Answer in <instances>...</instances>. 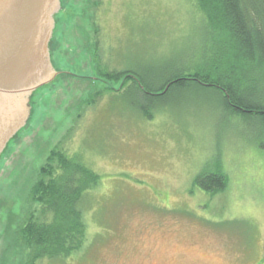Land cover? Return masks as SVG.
Instances as JSON below:
<instances>
[{"label": "rangeland", "instance_id": "rangeland-1", "mask_svg": "<svg viewBox=\"0 0 264 264\" xmlns=\"http://www.w3.org/2000/svg\"><path fill=\"white\" fill-rule=\"evenodd\" d=\"M60 6L48 43L59 74L31 94L0 155V264L28 259L18 230L40 209L30 191L53 149L79 156L100 183L85 198V245L36 264H264V129L225 111L216 89L173 95L145 118L133 109L141 95L97 72L155 73L195 50L212 33L195 1ZM199 174H220L224 189L195 185Z\"/></svg>", "mask_w": 264, "mask_h": 264}, {"label": "trees", "instance_id": "trees-1", "mask_svg": "<svg viewBox=\"0 0 264 264\" xmlns=\"http://www.w3.org/2000/svg\"><path fill=\"white\" fill-rule=\"evenodd\" d=\"M194 1L212 31L199 47H188L186 50H192L179 58L163 61L155 73L150 69L109 71L99 67L98 75L108 81L123 78L121 88L128 84L130 93L145 101L134 102L133 109L148 119L173 95L191 89H216L225 111L264 129V0ZM99 183L100 176L79 156L50 151L30 191V201L40 209L30 212L18 230L28 250L25 264H36L43 258L64 259L85 245V198ZM194 183L209 192L225 187L220 174H199Z\"/></svg>", "mask_w": 264, "mask_h": 264}, {"label": "water", "instance_id": "water-1", "mask_svg": "<svg viewBox=\"0 0 264 264\" xmlns=\"http://www.w3.org/2000/svg\"><path fill=\"white\" fill-rule=\"evenodd\" d=\"M60 0H0V155L24 127L29 99L59 73L48 50Z\"/></svg>", "mask_w": 264, "mask_h": 264}]
</instances>
